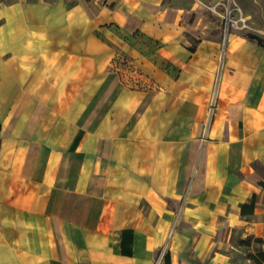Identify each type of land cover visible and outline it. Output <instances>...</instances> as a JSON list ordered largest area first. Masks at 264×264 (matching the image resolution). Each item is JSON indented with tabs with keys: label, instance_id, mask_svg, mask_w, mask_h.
Returning a JSON list of instances; mask_svg holds the SVG:
<instances>
[{
	"label": "crops",
	"instance_id": "obj_1",
	"mask_svg": "<svg viewBox=\"0 0 264 264\" xmlns=\"http://www.w3.org/2000/svg\"><path fill=\"white\" fill-rule=\"evenodd\" d=\"M225 1L0 0V264H264V40Z\"/></svg>",
	"mask_w": 264,
	"mask_h": 264
},
{
	"label": "built area",
	"instance_id": "obj_2",
	"mask_svg": "<svg viewBox=\"0 0 264 264\" xmlns=\"http://www.w3.org/2000/svg\"><path fill=\"white\" fill-rule=\"evenodd\" d=\"M214 15L221 21L222 33L224 36L232 30L253 32V27L249 23L248 17L243 13L240 6L234 0H226L219 7L208 6ZM159 256L154 264H159Z\"/></svg>",
	"mask_w": 264,
	"mask_h": 264
},
{
	"label": "rangeland",
	"instance_id": "obj_3",
	"mask_svg": "<svg viewBox=\"0 0 264 264\" xmlns=\"http://www.w3.org/2000/svg\"><path fill=\"white\" fill-rule=\"evenodd\" d=\"M236 2L241 6L243 13L248 14L249 23L254 29L252 33L259 34L258 40H264V0H236ZM242 248L246 250L245 246ZM245 254L250 255V251H245Z\"/></svg>",
	"mask_w": 264,
	"mask_h": 264
},
{
	"label": "trees",
	"instance_id": "obj_4",
	"mask_svg": "<svg viewBox=\"0 0 264 264\" xmlns=\"http://www.w3.org/2000/svg\"><path fill=\"white\" fill-rule=\"evenodd\" d=\"M261 184L264 185V182H262ZM253 199H254V195H253V197L251 199V202L249 203V205L251 206V208L253 207V205H252ZM250 239H251V237H247L243 241L246 242V243H248L250 241ZM258 255L262 259H264V251H262V250L258 251ZM165 263L168 264V255L165 256Z\"/></svg>",
	"mask_w": 264,
	"mask_h": 264
},
{
	"label": "water",
	"instance_id": "obj_5",
	"mask_svg": "<svg viewBox=\"0 0 264 264\" xmlns=\"http://www.w3.org/2000/svg\"><path fill=\"white\" fill-rule=\"evenodd\" d=\"M248 34H249L250 36H252V37L258 39V35H257V34H255V33H251V32H249Z\"/></svg>",
	"mask_w": 264,
	"mask_h": 264
}]
</instances>
